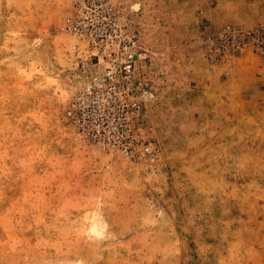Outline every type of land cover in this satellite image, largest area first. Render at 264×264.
<instances>
[{
    "label": "rangeland",
    "instance_id": "rangeland-1",
    "mask_svg": "<svg viewBox=\"0 0 264 264\" xmlns=\"http://www.w3.org/2000/svg\"><path fill=\"white\" fill-rule=\"evenodd\" d=\"M79 1L0 0V264H264V0H108L140 58L97 137Z\"/></svg>",
    "mask_w": 264,
    "mask_h": 264
},
{
    "label": "built area",
    "instance_id": "built-area-1",
    "mask_svg": "<svg viewBox=\"0 0 264 264\" xmlns=\"http://www.w3.org/2000/svg\"><path fill=\"white\" fill-rule=\"evenodd\" d=\"M68 27L74 33L86 34L89 37H111V33H116L113 36L117 41L112 43L110 48L102 47L94 54L96 60L87 66L86 93L83 97L76 99L72 108V118L82 130L87 128L86 131L89 132L87 134L94 137L108 134L105 133L106 130L109 132V129L105 125L107 118L103 115L104 104L98 105L97 109H92L91 104L94 103L95 94L110 95L128 87L140 58V52L137 51L139 48L137 40L134 36L129 37L124 32L117 34L118 20L114 17L108 0H80L77 3L76 15ZM249 39L260 52H264V29L252 30ZM105 98L107 105L121 102L116 97L106 96ZM125 127L124 119H120L119 122H115L112 133L122 135ZM141 148L143 153L152 155L148 144H143Z\"/></svg>",
    "mask_w": 264,
    "mask_h": 264
},
{
    "label": "crops",
    "instance_id": "crops-1",
    "mask_svg": "<svg viewBox=\"0 0 264 264\" xmlns=\"http://www.w3.org/2000/svg\"><path fill=\"white\" fill-rule=\"evenodd\" d=\"M262 82H263V89L261 90L262 92L260 91L261 92L260 99L262 100V103H264V81Z\"/></svg>",
    "mask_w": 264,
    "mask_h": 264
}]
</instances>
